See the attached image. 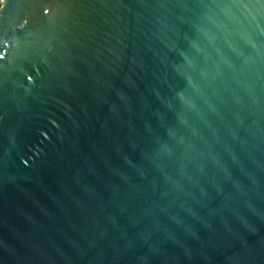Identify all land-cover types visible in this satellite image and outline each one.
<instances>
[{
  "label": "water",
  "instance_id": "95a60500",
  "mask_svg": "<svg viewBox=\"0 0 264 264\" xmlns=\"http://www.w3.org/2000/svg\"><path fill=\"white\" fill-rule=\"evenodd\" d=\"M0 264H264V0H4Z\"/></svg>",
  "mask_w": 264,
  "mask_h": 264
},
{
  "label": "clouds",
  "instance_id": "9594fccd",
  "mask_svg": "<svg viewBox=\"0 0 264 264\" xmlns=\"http://www.w3.org/2000/svg\"><path fill=\"white\" fill-rule=\"evenodd\" d=\"M4 0H0V7H3Z\"/></svg>",
  "mask_w": 264,
  "mask_h": 264
},
{
  "label": "built area",
  "instance_id": "2783aa9c",
  "mask_svg": "<svg viewBox=\"0 0 264 264\" xmlns=\"http://www.w3.org/2000/svg\"><path fill=\"white\" fill-rule=\"evenodd\" d=\"M2 7H0V9H1Z\"/></svg>",
  "mask_w": 264,
  "mask_h": 264
}]
</instances>
